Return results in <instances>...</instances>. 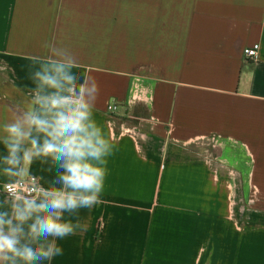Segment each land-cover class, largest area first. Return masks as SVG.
I'll return each mask as SVG.
<instances>
[{
  "label": "crops",
  "instance_id": "crops-1",
  "mask_svg": "<svg viewBox=\"0 0 264 264\" xmlns=\"http://www.w3.org/2000/svg\"><path fill=\"white\" fill-rule=\"evenodd\" d=\"M46 42L95 79L114 143L87 231L46 264H264V0H0V121ZM29 175L49 187L55 168L0 171V199Z\"/></svg>",
  "mask_w": 264,
  "mask_h": 264
},
{
  "label": "clouds",
  "instance_id": "clouds-1",
  "mask_svg": "<svg viewBox=\"0 0 264 264\" xmlns=\"http://www.w3.org/2000/svg\"><path fill=\"white\" fill-rule=\"evenodd\" d=\"M42 47L48 54L30 66L27 105L0 121V171L22 177L39 161L55 175L49 187L0 199V264H46L63 254L58 239L87 231L79 212L100 202L104 165L114 149L93 118L95 79L78 77L69 48Z\"/></svg>",
  "mask_w": 264,
  "mask_h": 264
},
{
  "label": "built area",
  "instance_id": "built-area-1",
  "mask_svg": "<svg viewBox=\"0 0 264 264\" xmlns=\"http://www.w3.org/2000/svg\"><path fill=\"white\" fill-rule=\"evenodd\" d=\"M259 44L253 43L243 49L245 58L257 59L258 58ZM108 110L114 108L112 105L107 106ZM41 189L38 178L35 175H29L25 178L18 179L12 182H6L1 187V192L6 193H32Z\"/></svg>",
  "mask_w": 264,
  "mask_h": 264
}]
</instances>
